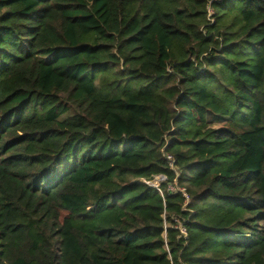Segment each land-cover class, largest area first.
Instances as JSON below:
<instances>
[{
	"label": "trees",
	"instance_id": "16d2710c",
	"mask_svg": "<svg viewBox=\"0 0 264 264\" xmlns=\"http://www.w3.org/2000/svg\"><path fill=\"white\" fill-rule=\"evenodd\" d=\"M0 264H264V0H0Z\"/></svg>",
	"mask_w": 264,
	"mask_h": 264
},
{
	"label": "built area",
	"instance_id": "2783aa9c",
	"mask_svg": "<svg viewBox=\"0 0 264 264\" xmlns=\"http://www.w3.org/2000/svg\"><path fill=\"white\" fill-rule=\"evenodd\" d=\"M165 157H166L167 161L169 162L170 167L174 171H176L177 170V168H176V160H175L174 156L171 155V154L166 153ZM163 179L164 178L162 176H160V177L156 178V180H154V181H144V182L147 185H150L151 187L157 189L160 192V194L163 195V191L160 188V183L163 181ZM168 191L169 192H178V193L183 194V196L185 197V200H186V202H185L186 205L190 202V196H189V194L187 192V189L179 187L178 184H177V180H176L175 185L172 184V185L168 186ZM174 228L179 232V234H180V236L182 238H184V239L188 238L189 233H188V228L186 226V221L176 220V226Z\"/></svg>",
	"mask_w": 264,
	"mask_h": 264
},
{
	"label": "rangeland",
	"instance_id": "374dc122",
	"mask_svg": "<svg viewBox=\"0 0 264 264\" xmlns=\"http://www.w3.org/2000/svg\"><path fill=\"white\" fill-rule=\"evenodd\" d=\"M209 12L213 13L212 9H209ZM208 122H209L211 128L220 129V128H225L227 126L226 124L228 123V119L215 117L214 115L209 114ZM166 227H168V225H166ZM165 234L166 233H164V236H165Z\"/></svg>",
	"mask_w": 264,
	"mask_h": 264
}]
</instances>
